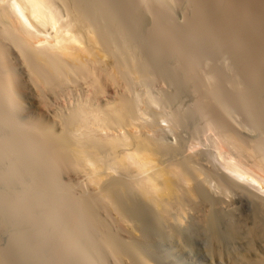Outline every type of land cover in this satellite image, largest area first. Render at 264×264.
Wrapping results in <instances>:
<instances>
[{"label":"bare ground","instance_id":"6f19581e","mask_svg":"<svg viewBox=\"0 0 264 264\" xmlns=\"http://www.w3.org/2000/svg\"><path fill=\"white\" fill-rule=\"evenodd\" d=\"M216 1L202 0L197 7L198 14L202 12L197 16L198 22L206 23L207 33L228 32L232 39L240 38L236 41L241 43L260 34L255 23L264 22L261 6L262 13L256 12L255 21H252L255 17L251 18L255 25L251 27V24L250 28L242 22L243 13L232 17L231 10L230 14L227 11L231 16L216 12L219 11H215ZM135 3L133 0H0V145L6 151L3 154L0 150L3 154L0 165L3 166L8 155L10 158L5 161H11L7 169L4 168L7 162L3 169L0 166V264H59L71 250L72 264H83L85 259L91 264H264V131L263 137L256 141L241 137L228 118L231 110L227 111L229 105L225 108V99L216 91L196 85L203 80L198 76V82L193 80L198 91L197 108L203 113L208 131L213 133L208 155L200 153L197 142H184L177 137L176 141L169 140L163 125L164 118L169 116L158 109L166 99L160 101L147 89L139 88L145 76H149V70L145 72L149 68L145 67L147 59L141 61L143 51L137 52L138 48H144H136L135 37L138 41L136 34L141 27L138 19L143 16L136 13ZM247 17L243 18L245 23ZM175 28L180 31V27ZM223 39L218 42L222 44ZM140 41L137 45L141 46ZM232 48L234 51L235 47ZM254 48L250 50L255 53L258 48ZM260 56L257 61L263 63ZM248 57L243 60L247 65L256 61L255 57ZM162 65L157 67L161 69ZM256 68L257 65L253 70ZM167 73H163L164 77ZM193 81L185 84H194ZM245 83L247 86L249 82ZM260 109L264 112V101ZM176 113H170V117L178 123L181 115ZM13 185L27 186L22 188L23 193ZM5 188L8 192L3 191ZM30 200L36 202L32 203L35 209L37 205L43 206L42 211L39 209L42 216L43 210L46 213L52 210L60 222L50 219L62 224L61 233L58 229L51 231L52 225L44 222L50 220L47 214L43 222L51 229L45 231L46 224L35 218L40 217L38 209L35 211L27 205ZM14 202L19 206L15 209L23 211L18 215L13 212L19 211L11 208ZM36 233L38 242L33 245V236L37 241ZM55 241L58 244L51 245ZM76 243L84 249L78 248L83 252L80 257L73 252ZM53 253L56 259L60 258L59 262L53 260Z\"/></svg>","mask_w":264,"mask_h":264},{"label":"rangeland","instance_id":"374dc122","mask_svg":"<svg viewBox=\"0 0 264 264\" xmlns=\"http://www.w3.org/2000/svg\"><path fill=\"white\" fill-rule=\"evenodd\" d=\"M134 1V3H135V5H138V6H136V7H138V8H136V13L138 14L139 12V14H140V16L139 17H141V16H143V19L142 18H140V19H138V24L139 25H141V27H139L140 29L138 30V34H136V36H137V38H138V41H137V39H136V37H135V43H136V48L139 46V47H141V49L142 48H144V49H142V50H140V48H138V50H137V52L138 53H141L140 51H143L142 53H143V57L141 58V55L139 56V58H141L142 60L141 61H143L144 59H147V61L148 62H150L151 61V63H153V61H154V63L152 64L153 66L155 65V64H157V65H161V64H163L162 66H161V69L160 68H158V67H160V66H158L157 67V65H156V68H155V66L153 67L152 65H151V63H149V64H147L148 62H145L146 64V66L145 67H147V68H149V69H145V72H146V70L149 72V73H147V74H149V76L148 75H146L145 76V79H144V81L146 80V82H144V81H142V85L141 84H139L141 87H139L140 89H143L144 91H146V89L152 94V95H154L157 99H159L160 101L161 100H163V99H166L165 101H166V104H165V101L163 100L162 101V108H159V107H161V105H159V107H158V109H159V111H161V112H163L166 116L168 115L169 117H166V118H164V120H166V122H164L163 123V125L164 126H166V129H165V131L167 132V135H168V139L169 140H172V141H176V139L178 138V139H181V140H183L184 142L185 141H190V142H197L196 144H198L196 147L198 148V150H200V153H203L204 152V154H207L208 155V153L207 152H209V150H210V148H211V136L213 137V133H211V132H209L208 131V128H207V125H206V122L205 121H203V120H205V118H204V116H203V113H202V111L201 110H199L197 107H198V91H197V89L195 88L196 87V85H201V86H203L205 89H209L210 91H212V92H214V91H216L217 93H219V95L223 98V100L225 101V105L227 106V107H225V108H228V105H229V108L230 109H226L228 112L231 110L232 111V113H231V111H230V116L228 117L229 118V120L230 119H232V120H230L231 121V123L233 124V127H234V129L236 130V132L238 131V134H240L241 135V137L243 136V138H245V140L247 139L248 141H256V140H258V139H260L261 137H263V131H264V112L263 111H261V105L263 104V101H264V98H262L261 99V96H263L264 97V86H263V84H264V59H262V58H264L263 56H264V52H263V50H264V33H261L260 32V30L262 29L263 31H264V27H263V21L261 22V21H256V23L255 22H251V18H253V17H255L252 21H255L256 20V12L257 13H262V11L264 12V4H262V1L261 0H258L259 1V3H258V1L257 0H218V2L216 1V3H215V5H217L216 7H215V11H216V9H219V11H216V12H220V13H222V14H224V12H225V15H226V13H227V11H228V13L230 14L231 13V11H232V17H236L237 15H238V13L239 14H241V13H243L242 15L243 16H245V17H249L250 15V17L248 18V23L246 22L245 23V21H244V19H245V17H242L241 15H240V17H242V22H243V24H245V26H247V27H250V25H251V27H254V25L256 26V28L255 29H258V30H256L257 32L259 31V35H260V37H261V35L263 36V41H262V39H260V37H259V35H257L256 36V38H253V39H255V40H253V39H251V40H249V42H247L248 40H244L243 41V39H242V41H243V43H241V42H239L240 41V38L238 39V37H235V40L234 39H232L231 37L232 36H230L229 34H228V32H225V34L223 33V32H217V34H215V32L214 33H207V26L205 27V22L204 21H200V22H198L199 21V18L197 17V16H199L201 13L199 12V14H198V11H200V10H198L197 9V7L199 8V6H200V4H202L201 3V1L199 2L198 0H161V2H160V0H133ZM159 1V2H158ZM180 1V2H179ZM193 1V2H192ZM144 2V3H143ZM157 2V3H156ZM187 2V3H186ZM194 2L196 3V4H194ZM199 2V3H198ZM250 2V3H249ZM256 2V3H255ZM151 3H152V5H151ZM191 3V4H190ZM224 5H223V4ZM249 5H248V4ZM140 4V5H139ZM218 4H220V5H222L221 7H220V5H218ZM242 4L244 5V6H242ZM256 4V5H255ZM258 4V5H257ZM148 7H147V6ZM247 7H246V6ZM253 5V6H252ZM152 6H153V8H152ZM226 6V7H225ZM256 6V7H255ZM257 6H258V8L260 9V11L259 10H257L258 8H257ZM259 6H261V7H259ZM150 7V8H149ZM219 7V8H218ZM250 8V9H249ZM233 9L234 10H236V11H233ZM242 9V10H241ZM256 9V11H254ZM261 9H262V11H261ZM151 10H152V12H151ZM192 10H193V12H192ZM229 10H231V11H229ZM246 10V12H244ZM150 11V12H149ZM157 11V12H156ZM194 11H197V13L196 12H194ZM222 11V12H221ZM259 11V12H258ZM154 12V13H153ZM192 12V13H191ZM251 14H250V13ZM144 13V14H143ZM156 13H158L157 15H156ZM194 13H195V16H193L194 15ZM228 13H227V15L226 16H231V15H228ZM235 13V14H234ZM255 14L254 16H253V14ZM138 14V15H139ZM143 14V15H142ZM164 14V15H163ZM192 14V15H191ZM198 14V15H197ZM237 14V15H236ZM163 15V16H162ZM234 15H236V16H234ZM165 16V17H164ZM191 16V17H190ZM257 16H258V14H257ZM144 17H145V22H143L144 21ZM237 17H239V16H237ZM192 18H194L196 21H195V23H192V20L194 21V19H192ZM244 18V19H243ZM246 18V19H247ZM148 19V20H147ZM241 19V18H240ZM143 20V21H142ZM165 20H166V22H165ZM201 20V19H200ZM251 23H250V22ZM147 22L149 23L148 25H146L147 24ZM164 22V23H163ZM196 22L198 23V24H196ZM259 22V23H258ZM199 23L201 24V25H199ZM205 23V24H204ZM255 23V24H254ZM260 24V23H262V24H260V25H258V24ZM190 24V25H189ZM194 25L195 24V26H192V25ZM203 24H204V28H200V26L202 27L203 26ZM199 25V26H198ZM175 26L176 27H180L179 28V30L181 31H178V28H175ZM175 28V29H173V28ZM250 27V28H251ZM261 28V29H259V28ZM147 28V29H146ZM171 28V29H170ZM186 28V29H185ZM196 28V29H195ZM170 29V30H169ZM189 29V30H188ZM199 29V30H198ZM201 29H203V30H201ZM206 29V30H205ZM254 29V28H253ZM141 30H143V32L141 31ZM195 30V31H194ZM261 30V31H262ZM147 31V32H146ZM170 32V34L168 33V32ZM186 31V32H185ZM188 31V32H187ZM202 31V32H201ZM140 32L141 33H143V34H141V35H139L140 34ZM150 32V33H149ZM178 32V33H177ZM191 32H193V34L191 33ZM183 33V35L181 36V34ZM202 33H204V34H202ZM205 33H207L206 35H205ZM218 33L220 34L221 33V35H219V37H218ZM151 34V35H150ZM192 34V35H191ZM213 34H214V36H213ZM228 34V35H227ZM146 37H145V36ZM178 35V36H177ZM185 35H187V37L185 36ZM210 35H212V38H211V36ZM224 35L225 36H227L228 38H224ZM139 36H141L142 38H144V40H142V38H140L139 39ZM148 36V37H147ZM150 36H152V38L150 37ZM209 36V37H208ZM178 38V39H175V38ZM209 39H211V40H209ZM214 37H217V38H215L214 39ZM221 37V38H220ZM224 39H223V38ZM259 37V38H258ZM147 38V39H146ZM184 38V39H183ZM186 38V39H185ZM236 38H237V40H239L238 42L240 43V44H238V42L236 41ZM183 39V45L181 46V43H180V40H182ZM192 39H193V41H192ZM217 39V40H216ZM223 39V41H222V44L221 43H219V42H221L220 40H222ZM228 40V39H230V40H234V41H232V43L233 44H235V45H233L232 43H231V41L229 42V40L227 41V42H225L226 40ZM260 40V41H258V40ZM139 40H141L140 42L142 43V45H143V47H142V45L140 46V45H137L138 43H139ZM149 40V41H148ZM178 40V41H177ZM192 42H191V41ZM218 40H219V42H218ZM225 40V41H224ZM144 41V42H143ZM146 41H147V45H146ZM173 41V42H172ZM188 41V42H187ZM208 41V42H207ZM236 41V42H235ZM251 41V42H250ZM256 41V43H254ZM175 42V43H174ZM176 42H178V43H176ZM187 42V43H186ZM215 42H217L218 44H216ZM223 42H225V43H223ZM262 42V43H261ZM140 43V44H141ZM186 43V44H185ZM237 43V44H236ZM253 43V44H252ZM258 43V44H257ZM168 44L170 45V47L168 46ZM171 44H173V45H171ZM176 44V45H175ZM178 44H180V45H178ZM187 44H189V45H187ZM212 44V45H211ZM220 44V45H219ZM250 44H251V46H250ZM255 44H256V46H258V47H256L255 46ZM261 44H262V46H261ZM211 45V46H210ZM224 45H226L227 47H225V48H227V50H230V51H232L233 50V48H232V46L233 47H235L234 48V51H232V53L230 52V51H228L227 52V54H228V56H227V54H226V49L223 47ZM230 45V46H229ZM232 45V46H231ZM175 46H176V48H175ZM189 46V47H188ZM213 46V47H212ZM220 46L224 49H222V48H220ZM255 47L254 48V50L256 49V48H258L257 50H256V52L258 51V53H254V51H252V50H250L252 47ZM166 47V48H165ZM229 47H231L232 48V50H231V48L229 49ZM244 47L246 48V49H244ZM249 47V48H248ZM251 47V48H250ZM168 48V49H167ZM175 48V49H174ZM216 48V49H215ZM217 48H219L218 50H217ZM237 48V49H236ZM173 49V50H172ZM181 49H182V52H181ZM185 50V52H184V50ZM192 49H194V51L193 52H191L192 51ZM240 49V50H239ZM176 50H178V51H176ZM180 50V51H179ZM216 50H217V52H216ZM223 50V51H222ZM226 50V51H225ZM238 50V51H237ZM260 50V51H259ZM169 52V54L167 53V52ZM197 51V52H196ZM220 51V52H219ZM245 51V52H244ZM171 52H173V53H171ZM176 52V53H175ZM178 52H179V54H181V55H178ZM181 52V53H180ZM219 52V53H218ZM222 52V53H221ZM230 52V53H229ZM234 52H239V54H237V53H234ZM249 52H251L250 53V55L248 54ZM259 52H261V53H259ZM196 53H198V54H196ZM221 53V54H220ZM254 53V54H253ZM145 54V55H144ZM173 54V55H172ZM193 54H195V55H193ZM212 54V55H211ZM216 54V55H215ZM223 54V55H222ZM225 54V55H224ZM233 54V55H232ZM243 55V54H246L245 56H250V57H248V59H253L254 57L256 58V61H255V59H254V62H253V64H251V65H247L246 63H244L243 62V60H245V59H247V57H245V56H240V55ZM256 54V55H255ZM147 55H148V57H147ZM176 55V56H175ZM197 55H199V56H197ZM231 55H232V57L234 56V58H231ZM255 55V56H254ZM260 56L259 58L261 59L260 61H263V63L262 62H259V60L257 61V56ZM146 56V58H144ZM178 56V57H177ZM180 56H182V58L180 57ZM190 56H191V58H190ZM194 56H196V57H194ZM220 56H222V57H220ZM177 57V58H176ZM185 57H187V58H185ZM193 57V58H192ZM200 57V58H199ZM203 57V58H202ZM225 57H227V58H225ZM240 57V58H239ZM245 57V58H244ZM180 58H181V61H180ZM184 58L185 59H187V60H185L184 61ZM258 58V59H259ZM149 59H151L150 61H149ZM165 59V61H163ZM182 59H183V61L185 62V63H187V61H189V63H187V64H185V63H183V64H181L182 63ZM189 59V60H188ZM191 59V60H190ZM198 59V60H197ZM216 61H215V60ZM220 59V60H219ZM228 59H232V60H228ZM234 59V60H233ZM176 60V61H175ZM197 60V61H196ZM239 60V61H238ZM144 61H146V60H144ZM160 61H162V62H164V63H162V62H160ZM166 61H169V63L167 62L166 64H167V66H168V70H166V64H165V62ZM203 61V62H202ZM208 61V62H207ZM214 61H215V63H214ZM242 61V62H241ZM176 62L177 63H179V64H176ZM240 64H243V66H244V68H243V66L242 65H239V63ZM256 62V63H255ZM198 63V64H197ZM203 63V64H202ZM233 63L235 64V66L233 65ZM238 63V64H237ZM257 63H259V65L257 64ZM185 64V65H184ZM193 64H194V66H193ZM201 64V65H200ZM261 64V65H260ZM150 65H151V68H150ZM173 65H174V67H173ZM176 65V66H175ZM180 65H182V67L180 66ZM189 65V66H188ZM190 65H192L191 66V70L189 69V67H190ZM199 65V66H198ZM236 65H238L237 67H236ZM254 65V67H252ZM256 65H257V68H259V69H257L256 68V70L254 69L253 70V68H255L256 67ZM165 67V69H164V67ZM234 66V67H233ZM248 66H249V69H248ZM261 66V67H260ZM153 67V68H152ZM179 67H180V69L181 68H185V67H188V68H183V69H181V70H176V69H179ZM198 67V68H197ZM240 67H242V69H243V71L241 70V68ZM252 67V68H251ZM155 68V69H154ZM162 68H163V72L161 71L162 70ZM171 68H173L174 70H175V72H174V70L173 69H171ZM197 68V69H196ZM202 68V69H201ZM213 68H215L214 70H213ZM238 68H239V70H238ZM246 68V69H245ZM169 69H171V70H169ZM189 69V70H188ZM193 69V70H192ZM253 70L252 72H251V70ZM154 70H156V71H159L158 73L159 74H157V72H155ZM173 70V71H172ZM183 70V72H182V74H179V73H181V71ZM186 72H185V71ZM198 70V71H197ZM200 70V71H199ZM220 70H222V72L220 71ZM238 72H237V71ZM246 70V71H245ZM152 73H151V72ZM165 71H166V73L167 74H165V77H164V74L163 73H165ZM173 73H172V72ZM180 71V72H179ZM188 71V72H187ZM191 71V72H190ZM217 71V72H216ZM258 71V72H257ZM259 71H261V72H259ZM162 72V73H161ZM203 72V73H202ZM223 72H224V74H223ZM230 72L232 73L231 75H230ZM151 73V74H150ZM170 73L172 74V75H170ZM176 73V74H175ZM238 73V74H237ZM146 74V73H145ZM153 74H155V76L154 77H152L153 76ZM156 74L158 75V78H155L156 77ZM163 75V77H162V75ZM195 74V75H194ZM203 74V75H202ZM236 74V75H235ZM241 74V75H240ZM253 74V75H252ZM151 75V76H150ZM223 75V76H222ZM224 75H226V77L224 76ZM230 75V76H229ZM235 75V76H234ZM242 76L241 78V80H240V77L238 78L237 76ZM198 76L200 77V78H202L203 80H201V81H199L198 82V79H200V78H198ZM245 78H244V77ZM255 76V77H254ZM172 77V78H171ZM183 77H184V79H183ZM193 77V78H192ZM197 77V78H196ZM205 77V78H204ZM223 77V78H222ZM252 77H254V78H252ZM150 78V79H149ZM182 78V79H181ZM186 78V79H185ZM189 78H191V80H189ZM216 78H217V80H216ZM174 79V80H173ZM178 80V83L179 82H181L182 80H183V82H184V84L185 83H188V81L190 82H192L193 80H195L196 82H198V83H196V85H195V81H193V83L194 84H192V83H189V85L188 84H185V85H183V83L181 84L180 83V85H178V83H176L177 81L176 80ZM188 79V80H187ZM227 81H226V80ZM153 80V81H152ZM155 80H157V82H155ZM161 80H163V81H161ZM168 80V81H167ZM181 80V81H180ZM205 80V81H204ZM217 82H216V81ZM231 80H232V82H231ZM235 80V81H234ZM238 82H237V81ZM148 81V82H147ZM202 81L203 82H205L204 84H208V88H207V86L206 85H204V84H202ZM153 82V83H152ZM240 82H242V83H240ZM244 82V83H243ZM245 82H249L248 84H247V86H249L250 88L249 89H247L248 87L246 86V83ZM147 84V85H146ZM210 84V85H209ZM250 84V85H249ZM151 85V86H150ZM173 85V86H172ZM178 85V86H177ZM252 85H254L255 87H256V89H254L255 87L253 86V87H251ZM262 85V86H261ZM186 86V87H185ZM189 86V87H188ZM219 86V87H218ZM258 86V87H257ZM260 86L261 87H263L262 89H261V92H260ZM137 87V86H136ZM174 87H175V90H173L174 89ZM177 87V88H176ZM183 88V89H181V88ZM190 87H191V92H190ZM210 87V88H209ZM193 88H195V89H193ZM218 88V89H217ZM221 88V89H220ZM225 88V89H224ZM244 88H246V89H244ZM252 88V89H251ZM220 89V90H219ZM237 89V90H236ZM259 90V92H258V90ZM180 90V91H179ZM183 90V91H182ZM185 90L187 91V93H185ZM188 90H189V93H188ZM195 90V91H194ZM244 90H246V92L247 91H249V92H245ZM252 90V91H251ZM173 91H175V92H173ZM197 91V92H196ZM219 91V92H218ZM221 91V92H220ZM223 91V92H222ZM257 91V92H256ZM172 92V93H171ZM177 92V93H176ZM183 92V93H182ZM231 92V93H230ZM237 92V93H236ZM241 94H240V93ZM171 93V97H170V94ZM246 93V94H245ZM249 93L251 94L249 97L247 96V95H249ZM255 93V95H254V97H253V94ZM263 93V94H262ZM190 94H192V97L190 96ZM194 94H196V95H194ZM229 94H232L231 96L229 95ZM258 94V95H257ZM172 95H174V96H172ZM257 95V96H256ZM164 96V97H163ZM215 96V95H214ZM239 96V97H238ZM242 96V97H241ZM181 97V98H180ZM178 98H179V100H178ZM221 98V99H222ZM230 98V99H229ZM242 98V99H241ZM255 100H254V99ZM168 99V100H167ZM253 99V100H252ZM261 99V100H263L262 101V103H260L261 102V100L259 101V100ZM236 100V101H235ZM167 101H169V102H167ZM228 102V104H226L227 102ZM241 101V102H240ZM245 101H247V102H245ZM252 101V102H251ZM254 101V102H253ZM190 102V103H189ZM243 102V103H242ZM248 102H249V104H248ZM251 102V103H250ZM161 103V102H160ZM168 103V104H167ZM179 103V104H178ZM196 104V106L194 105V104ZM234 103V104H233ZM236 103V104H235ZM242 103V104H241ZM252 103H253V105H254V103H255V105H256V107H257V109L259 110H256V109H254V108H256L255 107V105H254V108H253V105H252ZM248 104V105H247ZM244 105V106H243ZM191 106V107H190ZM241 106V107H240ZM248 106H249V108H248ZM251 106H252V110H251ZM237 107V108H236ZM243 107V108H242ZM187 108V109H186ZM232 108H233V110H232ZM246 108H248V109H246ZM161 109V110H160ZM179 109V110H178ZM243 109V110H242ZM178 110V111H177ZM181 110H182V112H181ZM189 112H188V111ZM173 111V112H172ZM185 111H187V112H185ZM194 111V113H192V112ZM199 111V112H198ZM244 111V112H243ZM247 111H249V113L247 112ZM261 111V112H260ZM177 112V113H176ZM228 112H226V113H228ZM234 112L236 113V114H234ZM170 113H176V114H180L181 115V120L177 123V122H175L173 119H172V117H170V116H172ZM188 113V114H187ZM192 113V114H191ZM201 113V114H200ZM243 113H246V114H243ZM254 113V114H253ZM187 114V115H186ZM191 114V115H190ZM229 114V113H228ZM233 114V115H232ZM238 114H240V115H238ZM249 114H250V116H249ZM252 114V115H251ZM256 114V115H255ZM258 114V115H257ZM188 115H189V117H188ZM200 115H202V116H200ZM254 115H255V117H254ZM263 115V116H262ZM196 118H195V117ZM246 116V117H245ZM252 116V117H251ZM259 116V117H258ZM262 116V117H261ZM231 117V118H230ZM234 117H236V118H234ZM250 117L253 119L252 120V122H251V119H250ZM198 118V119H197ZM201 118V119H200ZM246 120H244V119ZM247 118V119H246ZM255 118V119H254ZM258 118V119H257ZM261 118V119H260ZM187 119V120H186ZM249 119V120H248ZM257 119V120H256ZM167 120H168V122H167ZM184 120V121H183ZM199 120V121H198ZM202 120V121H201ZM261 120H263V121H261ZM185 121H186V123H185ZM189 121H191V122H189ZM236 121H238V122H236ZM241 121V122H240ZM200 122V123H199ZM204 122V123H203ZM234 122H236L237 124L235 125L234 124ZM259 122H262V123H259ZM171 123V124H170ZM195 123V124H194ZM257 123V124H256ZM239 124H240V126H239ZM256 124V125H255ZM183 125V126H182ZM262 125V126H261ZM260 126V127H259ZM177 127V128H176ZM181 127V128H180ZM184 127H186V128H184ZM204 127H206V129H204ZM257 127V128H256ZM254 128V129H253ZM168 130V131H167ZM176 130H178V131H176ZM203 130L205 131H207V132H203ZM170 131V132H169ZM179 132H180V135H179ZM252 132V133H251ZM263 132V133H262ZM206 133V134H205ZM250 134H252V135H250ZM209 135H210V137H209ZM258 135V136H257ZM260 136V137H259ZM175 137V138H174ZM177 137V138H176ZM208 137H209V139H208ZM247 137V138H246ZM257 137H259V138H257ZM177 139V140H178ZM189 139V140H188ZM197 139V140H196ZM208 139V140H207ZM210 142V143H209ZM208 146V147H207ZM210 146V147H209ZM0 150H2L3 149V147L0 145ZM209 149V150H208ZM197 150V152L199 153V151ZM4 153L3 154H6V151H4V150H2ZM203 151V152H202ZM0 154H2V152L0 151ZM2 154V155H3ZM203 154V155H204ZM2 155L0 156V157H2ZM7 158H10L9 157V155H8V157H4V161H3V166L5 165L4 163L5 162H7L6 163V167L4 166V168L5 169H7L8 168V165L10 164L9 162H11L10 160H8V161H5ZM218 161H221L219 158H218ZM216 163V162H215ZM0 166H2V164L0 165ZM3 166L1 167L2 169H3ZM10 166V165H9ZM2 169H1V171H2ZM5 169L3 170V171H5ZM27 180V179H26ZM26 180H24V182H27L28 183V181H26ZM23 182V183H24ZM30 182V181H29ZM16 183H18V182H16ZM15 183V184H16ZM23 183H22V185H23ZM19 184H21V183H19ZM18 184V185H19ZM29 184V183H28ZM25 187L27 186V185H24ZM24 186H21L20 185V188L16 185H13V187H16V188H18V189H21L20 191H22V188L24 187ZM15 188V190H16V192L18 193V191L19 190H17ZM23 189H25V188H23ZM7 189L5 188V190H3V191H6ZM19 191V192H20ZM6 192H8V191H6ZM12 192H15L14 190L12 191ZM15 192V193H16ZM23 193H24V190L22 191ZM22 192L21 193H18V194H22ZM80 192V191H79ZM31 202V200L28 202V206H30V208H34L35 209V205H32V203L33 202H35V201H33L32 200V203H30ZM15 203V202H14ZM14 203H12L11 204V208H13V209H15L16 207H18V209H19V206H17V204H18V202L17 203H15L16 205L15 206H13L12 207V205L14 204ZM30 203V204H29ZM36 203V202H35ZM35 203H33V204H35ZM20 204V203H19ZM26 204V203H25ZM38 204V203H37ZM21 205V204H20ZM27 205H24V207H27ZM44 205V204H43ZM38 206V208H36L35 209V211L38 209V211H39V213L42 211L40 208L41 207H43L42 205H41V207H39L40 205H37ZM47 206V205H46ZM23 207V208H24ZM21 209H22V207H20ZM29 208V209H30ZM32 208V209H33ZM44 208H45V205H44ZM44 208H42V209H44ZM49 209V207L47 206L46 207V209ZM18 209H15V210H17V211H19V212H16V211H14L13 212V210H12V212L13 213H17V215L19 214V213H21V212H23V211H21V210H18ZM25 209V208H24ZM23 209V210H24ZM41 211H40V210ZM25 211V210H24ZM26 211H28V207H27V210ZM30 211H33V210H31L30 209ZM44 212H45V214L42 216L41 215V213H40V217L38 218L37 216L35 217L36 218V220L37 221H39V222H42L43 223V225L44 224H46V223H48L49 224V226H51L52 225V229L51 228H49L48 229V227L49 226H47L48 224H46V228H47V230L45 229V231L46 232H50V229H51V231L52 230H56V229H58L59 230V227L61 226L62 227V224L60 223H58V224H56L58 221L56 220V219H59L58 217H56L54 214H52L53 212H52V210H50V213H49V211H47V213H46V211L45 210H43ZM43 212V213H44ZM52 212V213H51ZM33 212H31L30 214H32ZM34 215H35V213H33ZM46 214H47V218H53V219H55V220H53V219H50V220H47V218H45V216H46ZM48 214H49V217H48ZM38 215V214H37ZM51 215V216H50ZM53 216H55L56 218H54ZM102 217V216H101ZM38 218V219H37ZM42 218H43V220H42ZM45 218V219H44ZM44 220H47V221H44ZM53 220V221H52ZM109 220V219H108ZM46 222V223H44V222ZM49 221V222H48ZM51 221H52V223H51ZM110 221V220H109ZM109 221H107L108 223H109V225H110V222ZM56 222V223H55ZM60 222V221H59ZM51 223V224H50ZM53 224H54V227H53ZM58 225V226H56V225ZM45 226V225H44ZM58 227V228H57ZM60 227V228H61ZM45 228V227H44ZM45 233V232H44ZM59 233H61V229L59 230ZM37 234L38 233H36L35 235L37 236ZM47 234V233H46ZM43 235V240H45L44 241V243H45V245H47L46 244V240L47 239H45V235L44 234H42ZM31 235L29 234V238H32V236L30 237ZM40 236V235H39ZM34 237L35 236H33V245H34V243L35 244H37V242H38V236L35 238V239H37V241L36 240H34ZM51 236H49L48 237V235L46 236V238H50ZM51 240H52V238H50ZM49 239V240H50ZM30 240V239H29ZM35 241V242H34ZM56 241L58 242V239H56ZM55 241V243L54 244H51V245H57L58 243ZM30 242L32 243V241L30 240ZM48 242V241H47ZM51 242H54V240H52ZM77 244V243H76ZM76 244L75 245H73L72 247L73 248H75V250H78V248H81V250H84L82 247H80V244L78 243L77 244V246L79 245V247H77L76 246ZM50 245V244H49ZM48 245V246H49ZM50 245V246H51ZM49 246V247H50ZM77 247V248H76ZM45 249H48V247H46ZM75 250H73V252H77V253H79V257H80V254H81V252L82 251H80V250H78V251H80V252H78V251H75ZM72 251V250H71ZM71 251H69L70 253H71ZM68 252V253H69ZM67 253V254H68ZM69 253V254H70ZM75 253H74V255H75ZM76 253V254H77ZM83 253V252H82ZM54 254V253H53ZM67 255L66 257H67V259H68V261H67V259L65 260V261H60L61 263L62 262H65V264L67 263H69L70 262V264H72V262H74L73 260L71 261L70 260V255L71 256H73L72 255V253L70 254V255ZM78 255V254H77ZM76 255V256H77ZM53 256V255H52ZM55 254H54V257H53V260H56V262L58 261L59 262V260L58 259H60V258H58V259H56L55 258ZM82 256L84 257V255L82 254ZM75 257V256H74ZM83 257H81L82 259H83ZM55 258V259H54ZM71 259H73L72 257H71ZM84 259H85V257H84ZM70 260V261H69ZM67 261V262H66ZM83 261H88V262H86L87 264H91V262L89 261V260H83ZM59 262V264H61ZM85 262L83 263V264H85ZM58 264V263H57ZM62 264H64V263H62Z\"/></svg>","mask_w":264,"mask_h":264}]
</instances>
